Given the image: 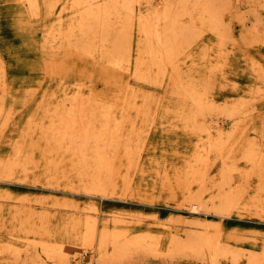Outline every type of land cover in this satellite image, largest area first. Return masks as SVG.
<instances>
[{"label":"rangeland","instance_id":"374dc122","mask_svg":"<svg viewBox=\"0 0 264 264\" xmlns=\"http://www.w3.org/2000/svg\"><path fill=\"white\" fill-rule=\"evenodd\" d=\"M141 1H144V4H139L141 9L155 5L156 2L158 5L164 2V0ZM220 1L224 23L229 26L228 37L221 38L201 27L200 37H193L188 46L193 48L191 55L197 62L192 65L195 70L192 69L190 80L197 85V82L204 77L205 71L214 74L211 78L214 85L211 93L208 92V97H212L218 104V107L211 109L212 111L205 109L204 116L196 115L198 121L202 118L199 122L203 130H199L198 125L193 126L183 120L189 105L186 101L178 100L177 88L166 87L163 83L137 81L124 69L113 68V64L108 65L101 59L97 49L91 48L90 51H85L96 46L97 42L83 38L77 31L70 34L68 40L62 37L63 46L51 47L50 44L55 42L56 38L53 39L50 33L46 34L53 25V20L45 14L42 0H37V7L32 11H28L21 0H0V173L3 163L6 164L17 156L14 171L19 168L17 175H25L24 180L27 179V182H23L22 179L20 180L22 182H19L0 177V264H75L74 262L78 264H208L209 262L197 252L187 248L174 252L168 247L171 238L176 237L177 234L183 238L185 231L191 226V223L185 220H178L179 216H191L190 212L176 207L178 201L187 194H184L185 189L182 190L183 183L184 186L190 184L191 191H196L202 183L204 187L209 186L212 183L211 177L223 161L234 163L235 169L231 172L233 182H242L245 186H243L245 197L241 204L246 202L242 211L247 215H244L243 219L236 215L228 218L203 214L199 216H207L206 219L213 222H222L223 234L221 233L220 236L223 238L222 244L230 250L237 251V264L247 263L245 254L249 250L262 249L264 222L249 214L256 209L253 200L249 197L257 192L261 174H264V0ZM255 18L259 20L257 28L253 26ZM167 76L165 73L163 79L167 80ZM259 78L263 82L259 81ZM221 80L226 84H222ZM63 90L77 95L80 101L83 99L82 108L78 109V112L76 109L73 110L74 122L77 125L80 123L87 125L85 123L91 122L89 129L96 135L95 132L98 134L101 129H105L104 127L110 129L114 124V129L120 123L117 128L121 134L116 132L119 133L116 142L118 156L114 157V161L121 171L114 176L116 180L122 181L124 178L131 182L127 199L100 198L98 195L91 196L71 188L72 185L79 183L75 174L66 175L69 172L68 168L71 165L69 158H72V154L70 155L65 147L68 144L66 141L59 142L62 143L60 145L55 140L57 132L53 127H59V123L52 120L55 116L53 113L55 107L61 105ZM124 96L136 100L137 105L140 102L138 114L135 113L138 111L135 110L136 108H129L127 111L120 109ZM114 101H117L118 105L112 109L110 105H114ZM222 106L225 107L222 109ZM107 108H111V112L107 111ZM190 109L193 111L189 106L188 114L192 113ZM94 110L98 117H94L95 121H90L92 116H96ZM105 111L115 114H109L110 117H107ZM91 112L93 114H90ZM130 121L133 125H130ZM54 122L57 126H54ZM101 123H103L102 127L99 126ZM109 123L111 126L108 125ZM52 136L54 140H51ZM220 136V140L217 139ZM248 141L250 148L247 145ZM260 143H262L261 147ZM130 146L136 147L131 149ZM214 146H219V149ZM248 148L251 153L255 149L252 154L257 157L255 164L258 163L260 170L257 169V165L247 162L243 157L244 150ZM259 159L263 162H259ZM49 161L51 163L48 165ZM192 166L196 169L206 168L201 169L203 171L201 180L198 172L192 173ZM177 185L182 186L178 189ZM203 194L202 200L205 201L207 195L203 196ZM92 205L95 207L93 208ZM92 215L96 219V235L104 226L109 229L113 227L111 218L124 217V225L127 224L125 227L128 232L127 238L139 234L136 238L141 239V248L137 247L138 251H129L124 247L118 250L108 243L100 252L97 249V236L92 243L83 236L87 217ZM42 243L61 247L67 251L64 260L43 253ZM218 257V264H231L228 257L221 255Z\"/></svg>","mask_w":264,"mask_h":264},{"label":"bare ground","instance_id":"6f19581e","mask_svg":"<svg viewBox=\"0 0 264 264\" xmlns=\"http://www.w3.org/2000/svg\"><path fill=\"white\" fill-rule=\"evenodd\" d=\"M21 1L25 3L28 11H32L33 9H35L37 7V0H21ZM42 2L45 5V14L51 20H53V25L51 24L52 26L50 29L48 28L49 31H47V34H46V35H49V33H50L51 37H53V39L56 38L55 42H52L50 44L51 47H58L59 48V47L63 46L64 44L62 43V37L64 39L68 40L69 35L73 34L76 31L79 32L83 38L86 37L89 41L92 40L94 43L96 41L97 42L96 46L85 49V51H90L91 48L93 50L97 49V54L100 55L101 59L104 62L106 61V63H108V65L113 64L112 65V66H114L113 68L124 69L130 75H132L134 77V79L137 81H141V82L144 81V82H148V83L149 82L163 83L164 85L166 84V87L170 86L172 89L177 88L176 91L178 93V100L180 99V100L186 101L187 104L189 106H191L193 109V111L190 109V111H192V113L188 114V112H189V106H188V111L186 112L187 114H185L183 120L188 124H193V126L196 124V125H198L199 130H203V128H201V125H200L202 118H201V121L199 120L200 121L199 122L198 119H196V117H197L196 115L197 114L203 115V111L205 109H206V111H208V109H209V111H212L211 110L212 108L215 109L216 106L218 107V104L214 101V99L212 97L211 98L208 97V92L211 93V88H213V85H214V81L211 80V78L213 77L214 74L211 75L210 72L205 71L204 77L202 78V76H200V78H202V79L197 82V85L195 83H193L194 82L193 80H190L191 75H192V69H193V71L195 70L192 65L195 64L196 60L191 55L193 48H189L188 46L190 45L193 37H197L201 34V27H203V29L205 28L206 30L207 29L210 30L211 32L214 33V35H219V37H221V38L222 37L226 38V36L228 37L229 26L224 23L223 16H222L223 7H222L220 0H164V2L161 5H158L156 2L155 5H152L150 7H146L145 9H141V7L139 5L142 3L144 4V1H141V0H42ZM146 2H147V0H146ZM136 5H139V6L136 7ZM197 23H199L200 25H197ZM258 25H259V20L255 18V21L253 24L254 28H257ZM133 29H134L135 33H134ZM44 36H45V34H44ZM69 43H71V42H69ZM237 55H238V53H237ZM85 56H87V55H85ZM202 56L205 57V55H202ZM53 60H55V59H53ZM41 61H43V59H41ZM219 63H217V64H219ZM257 63H256V65H257ZM215 64H216V62H215ZM58 65H61V64H58ZM183 66H185V67H183ZM45 67H46V65H45ZM47 67H48V65H47ZM166 70H167V72H166ZM2 71H4V73H5V70L3 68H2ZM160 73H163V74L160 75ZM165 73H167V75H168L167 80L163 79ZM51 76H52V74H51ZM260 79L261 78H259V81H261ZM227 81H229V80H227ZM261 82H263V81H261ZM261 82H259V83H261ZM55 83H56V81H55ZM60 83H62V82H60ZM221 83H222V80H221ZM57 84H58V80H57ZM95 84H97V83H95ZM222 84H226V83H222ZM229 84H230V82H229ZM2 85H3V83H2ZM215 85H217L216 82H215ZM256 85H258V84H256ZM76 86L80 87L78 85H76ZM3 90H5V89H3ZM58 90H60V89H58ZM248 91H250V90H248ZM63 92L64 93H63V96H62L61 101H60L61 105L58 106L57 108L55 107V110L53 111L55 116L52 118V120L53 121L55 120V122L59 123V127H53V128H56V131L55 130L54 131L57 132V134L55 136V140L58 143L62 142V141L63 142L66 141L68 144L65 147H66L67 151L70 152V155L72 154V158L71 157L69 158V159H71V165H70V167L68 166L69 172H67L66 175H69V173H70V175L75 174L74 176H76L78 178L79 183H78V185H72L71 188H73L77 191H82L86 194H90L91 196L98 195L100 198L127 199L128 198L127 193L129 191V187H130L131 182L129 180H125L124 178H122V181H120V179L116 180V177L114 176V174H117L118 172L121 171L119 165H117L116 161H114V157L118 156V153H117V146L118 145L116 144V142H117L118 134L120 133L119 128H117V127L120 126V123H118L119 125L114 129H113L114 124L112 123L113 126H111L109 123L108 125L111 126L112 128L109 129L108 127H104L105 129H101L98 132V134H97V132H95L96 131L95 130L94 131L96 133V135H95L89 129L90 128L89 125L91 122L89 124L85 123L87 125H83L82 123L77 125L74 122L75 119H74V115H73V110L76 109L78 112V109L82 108L81 107V104H82L81 101L83 99L81 101L78 100L77 99L78 97H76L77 95L76 96L72 95V93L69 94L68 91H66V90H63ZM131 93H132V91H131ZM255 93H256V91H255ZM50 94L52 95V93H50ZM174 94H176V93H174ZM159 96H160V94H159ZM79 98H81V97L79 96ZM243 99H241V100H243ZM143 100H144V98H143ZM121 101H122V104L120 105L121 106L120 109L122 111L123 110L127 111L129 108H136L135 110H138V108L141 106V105L139 106L140 102L137 105L136 100H133V99L129 98L128 96H124V98ZM142 104H143V102H142ZM117 105H118V102L114 101V105H112V106L110 105V107L113 109L114 106H117ZM222 105H223V102H222ZM89 107H91V106H89ZM89 107H87V108H89ZM194 107H195V110H194ZM223 107H225V106H222V109H223ZM92 108H94V107H92ZM104 108H106V106H104ZM85 109H86V107H85ZM110 109L107 108V111ZM182 109H184V108H182ZM111 110L109 112H111ZM252 110L253 109H250V111H252ZM87 111H89V109ZM100 111H99V114H100ZM74 112H76V111H74ZM109 112H106L105 116L110 117V116H108L109 114H115L114 112L113 113H109ZM138 112H139V110L137 112L135 111V113H137V114H138ZM49 113H50V111H49ZM83 113H84V111H83ZM93 113L95 114V110ZM93 113L91 112L90 114H93ZM122 113L124 114V112H122ZM235 113H237L236 110H235ZM85 115H87L86 111H85ZM95 115L96 116H92V118L90 117L91 119H89V118L88 119L90 121L91 120L95 121L94 117H98L97 114H95ZM129 115H130V113H129ZM207 115H210V114H207ZM211 115H212V113H211ZM221 115H222V113H221ZM229 115H231V114H229ZM137 116H139V115H137ZM78 117H79V115H78ZM115 118H116V116H115ZM84 119H86V118H84ZM125 119H126V117H125ZM78 120H79V118H78ZM82 121H83V119H82ZM97 121H98V119H97ZM110 121H111V119H110ZM49 122H51V121H49ZM55 122L53 124H55L54 126H57V123H55ZM115 122H116V120L114 119V123ZM235 122H236V120H235ZM237 122H239V121H237ZM130 123H131L130 125H133L131 121H130ZM209 124L210 123H208V125ZM102 125H103V123H101V125H99V126L102 127ZM209 126L212 127L211 125H209ZM216 126H217V124H216ZM261 126H262V124H261ZM92 127H94V124ZM203 127H205V126H203ZM37 129H39V128H37ZM46 129L48 130V128H46ZM120 130H121V128H120ZM117 131L119 132L118 134L116 133ZM45 133H47V131ZM219 133H221V131ZM231 133H233V132H231ZM234 133H235V131H234ZM49 134H50V131H49ZM232 136H233V134H232ZM253 136H250V137H253ZM225 137H226V135H225ZM42 138H44V137H42ZM210 138H211V136H210ZM220 138H221V136L217 139L220 140ZM46 139L44 141H46ZM134 139H135V137H134ZM250 139H252V138H250ZM254 139H255V137H254ZM51 140H54L53 136H52ZM139 141L141 142V140H139ZM199 141L201 142V140H199ZM126 142H128V140H126ZM216 142H217V140H216ZM218 142H221V141H218ZM141 143H143V142H141ZM222 143H224V142H222ZM55 144H56V142H55ZM195 144H197V143H195ZM248 144H249V141L247 142V145ZM261 144L262 143L259 144L260 147H261ZM60 145H62V143ZM63 145H65V144H63ZM129 145H131V144H129ZM212 145H214V144H212ZM16 147L18 148V145ZM130 147H132V146H130ZM133 147L135 148L136 146H133ZM133 147L131 149H133ZM214 147H216V146H214ZM217 147H216V149H219V146H217ZM248 147L250 148L249 145H248ZM129 148L127 150L128 154H129V152H128ZM194 148H195V145H194ZM212 148H213V146H212ZM249 148H248V150H244L242 155L247 160V162L249 161V162H251V164H255L257 157L255 156V154H252L255 149L251 153V152H249ZM44 149H45V147H44ZM61 149H62V147H61ZM61 149H59V150H61ZM124 150L126 151V149H124ZM141 150H142V146H141L140 151ZM257 150H258V148H257ZM130 151H132V150H130ZM18 152H17V154H19ZM64 152H66V151H64ZM255 153H258V152L255 151ZM43 154H44V152H43ZM139 154H140V152H139ZM198 154H200V153H198ZM139 157H140V155H139ZM224 158H225V156H224ZM16 159H18L17 156H14V159L8 161L6 164L3 163V165H2L3 169H2V172L0 173V177H4L6 179H12L14 181L16 180L19 182H22V181L27 182L26 181L27 179L24 180L25 175L24 176L17 175L16 172L19 170V168L17 171H14V164L17 162ZM130 159H131V157H130ZM27 161H28V159L26 160V162ZM50 161L48 162V165L51 163ZM212 161H213V159H212ZM258 161L261 162L262 159L261 160L259 159ZM69 162H70V160H69ZM57 163H59V162H57ZM21 164H22V162H21ZM21 164H20V166H21ZM124 164H126V163H124ZM200 164H202V163H200ZM233 164L232 163H226L223 161V163L218 167L217 172L211 177L212 183L207 187L206 186L204 187V184L202 183V184H200L199 188L196 191H191L190 186H189L190 184L187 183V185L184 186V183H183V186L179 185V186H182V188H183L182 190L185 189L184 194H186V193L187 194L185 196L183 195L184 196L183 199L181 201H178V203L176 204L177 205L176 207L178 209L190 212L191 216H189V217L179 216L178 220H185V221H187V223H189V224L191 223L190 224L191 226L189 225L190 227H188V229L185 231V235L183 238L181 235L177 234L176 237H173L170 239V243H169V247H168L170 249V251L175 252L177 250H181L182 248H187L189 250H192L195 253L196 252L199 253L201 257H204L205 260L209 262V263L207 262L208 264H218V260H219L218 256L219 255H221L223 257L224 256L228 257L231 261V264H237V258H238L237 251L230 250V248H228L227 246L222 244L223 238L220 237L221 233H222V229H221L222 228V222L221 221L213 222L212 220L206 219L207 216L206 217L202 216V215L199 216L200 214H203V215H214V216H217L219 218H226V217L228 218V217H231L232 215H236V217L243 219V218H245L244 215H247V214H244L242 211V208L245 207L246 202H244V204H241L243 202V198L245 197V190H244L245 186L242 182L241 183L233 182V179L231 177V172L233 169H235ZM257 164L258 163H256L255 165H257ZM263 165H264V163H263ZM52 167H53V165H52ZM254 167H256V166H254ZM202 168L204 169V167H201V168L198 167L196 169L195 166L192 168V173L198 172L200 174L201 177L199 176V180H201L202 175H203V171L201 170ZM248 168H250V167H248ZM257 169L260 170V168H258V165H257ZM237 170H239V169H237ZM259 170H257V171H259ZM243 171H245V170H243ZM25 172H26V170L24 169V173ZM62 172H63V170H62ZM260 173H261V171H260ZM63 175H65V173H63ZM166 175H167V173H166ZM258 176L259 175H257V177ZM167 177H165V180ZM126 178H128V176ZM21 179H22V181H20ZM179 180H181L180 177H179ZM256 180H257V178H256ZM176 181H178V180H176ZM244 181H245V178H244ZM259 182L260 183L258 184L259 186L257 187V192L253 195H250V197H249L251 200H253V203H254L253 205L256 209H255V211H252V214L251 213H249V214L253 217L259 218L258 220L260 222H264V193L262 192V191H264V174H261V179ZM179 186H178V189H179ZM171 189H172V187H171ZM171 189H169V190H171ZM172 190H174V189H172ZM203 192L205 194H203ZM171 193H173V192H171ZM202 194H203V196L207 195V199L205 201L202 200V196H201ZM172 195H174V193ZM88 197H89V195H88ZM92 207L94 208L95 206L92 205ZM83 210H81V211L83 212ZM91 210H93V209L91 208ZM244 210H245V208H244ZM94 211L96 212L95 209H94ZM86 213H88V212H86ZM250 215H248V216H250ZM176 217H177V215H176ZM111 219H113L112 220L113 221V224H112L113 227L112 228L110 227L111 229H109L106 226H104L101 228L99 233L96 235V219H95V216L92 215L90 217H87L86 223L84 222L87 225L86 231L83 234L84 238H86L87 240H89L90 243H92L95 236H97V249L100 252H102L104 250L105 246L108 243H111V245L118 250L120 248L123 249V247H124V248H126V250H129V251H135V250L138 251L137 247L141 248V244H140L141 239L139 237L136 238V236H139V234L138 235L136 234L135 236L132 234L133 236L127 238L128 232L125 228L127 224L124 225V222H125L124 217L115 216L114 218H111ZM151 234L152 233H150V235ZM128 236H129V234H128ZM149 237H151V236H149ZM153 241L155 242L156 240H153ZM147 243H145V245ZM148 245H151V244L148 243ZM41 246H42V248H41L42 252L45 253L47 256H53V257H57V258L64 260L67 251L63 250L61 247H52L47 243L46 244L42 243ZM146 246H145V248H146ZM132 247H134V248L132 249ZM139 251H141V250H139ZM245 255H246L245 260H247L246 264H264V243H263L262 249L260 251L249 250L248 253H246ZM74 263L78 264L77 262H74ZM238 264H239V262H238Z\"/></svg>","mask_w":264,"mask_h":264}]
</instances>
